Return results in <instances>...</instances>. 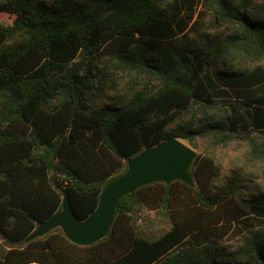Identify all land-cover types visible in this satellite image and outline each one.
Instances as JSON below:
<instances>
[{"label": "trees", "instance_id": "1", "mask_svg": "<svg viewBox=\"0 0 264 264\" xmlns=\"http://www.w3.org/2000/svg\"><path fill=\"white\" fill-rule=\"evenodd\" d=\"M202 12L198 13V8ZM0 264H264V228L231 242L198 234L264 212L197 155L192 187L154 183L123 197L109 235L90 246L56 229L79 220L143 149L177 139L244 148L264 162V10L247 0H0ZM202 14L205 15L202 20ZM154 212L168 226L139 229Z\"/></svg>", "mask_w": 264, "mask_h": 264}, {"label": "water", "instance_id": "2", "mask_svg": "<svg viewBox=\"0 0 264 264\" xmlns=\"http://www.w3.org/2000/svg\"><path fill=\"white\" fill-rule=\"evenodd\" d=\"M197 153L177 139L143 149L126 161L125 172L109 183L102 191L98 206L85 220L73 214L67 196H63L61 210L47 221L37 224L25 243L42 238L59 229L74 245L90 246L106 238L111 230L119 201L137 189L154 183L169 185L180 181L194 185L190 173Z\"/></svg>", "mask_w": 264, "mask_h": 264}, {"label": "rangeland", "instance_id": "3", "mask_svg": "<svg viewBox=\"0 0 264 264\" xmlns=\"http://www.w3.org/2000/svg\"><path fill=\"white\" fill-rule=\"evenodd\" d=\"M251 3L254 9L264 10V0H247ZM198 13L202 12V8H198ZM205 15L202 14V20ZM13 18L0 13V23L4 25L11 24ZM197 155L202 157H211L214 162L219 165L221 169L220 182L224 183L230 176H236L237 185L240 187L242 193L241 199L253 200L256 197L264 196V162L257 163L255 165H246L244 162V148L230 147L221 148L211 145L205 141L198 140V146L193 149ZM137 225L147 236H156L162 230L168 226V223L161 219L154 212H147V214L139 217ZM254 225L264 228V212L261 214H249L242 218L238 223H233L231 230L224 236H221V232L226 230V227L221 223L215 225L211 232L203 231L198 234V244L207 242L212 245H218L219 243H228L235 239H238L246 226Z\"/></svg>", "mask_w": 264, "mask_h": 264}]
</instances>
